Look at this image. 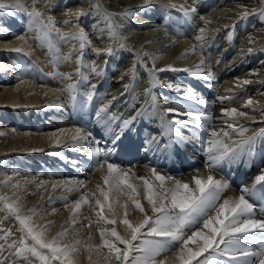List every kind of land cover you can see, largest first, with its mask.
I'll return each instance as SVG.
<instances>
[{
    "label": "bare ground",
    "instance_id": "6f19581e",
    "mask_svg": "<svg viewBox=\"0 0 264 264\" xmlns=\"http://www.w3.org/2000/svg\"><path fill=\"white\" fill-rule=\"evenodd\" d=\"M141 1L142 2L139 3L140 5H137L138 10H140L138 12L139 14H136L134 18L140 26H143L142 15L145 13H153L154 10L151 7L152 5H147L142 8L141 6L144 4V0ZM209 1L212 0H208L207 2ZM219 1L221 0H213L211 2V5L215 7V5L218 4ZM23 2L26 4V6L29 7V10H31L34 0H23ZM55 2L57 1L35 0V8L37 11H40L44 17L52 15L55 18L57 26L60 28L62 33H67L69 35L75 34L77 31V21L75 17L69 15V13H75L78 10L84 12V6H71L70 8L65 10V6H61L63 5L62 3L58 2V4H55ZM171 2L175 3L176 5L185 3L183 0H171ZM94 3L95 0H89L85 2L86 5H93ZM204 3H206L204 2V0L196 2L197 12L199 13L196 14L194 20L199 18L200 16L204 17V15L206 14H202V11L200 10L201 4ZM47 4H49L50 7H47ZM152 4H155L154 6L156 10L158 7L163 9L164 14H162H167V20H170L175 28V35H178L181 38V41H184L186 36L184 30L187 29L190 22L182 15L180 11L168 7L169 0H153ZM239 6L240 5H237L236 8L240 10ZM247 10L249 11V9ZM13 11L15 14L12 16L5 14L3 11H0V196H7L10 199H15V193L16 195L21 197V212L28 213L30 210H35L37 212V215L34 217L36 225L40 228H44L43 225L47 227V230L45 229L46 239L51 240L52 238L56 237L58 233L67 229V234L61 239V244H72L76 240H80L81 244L84 243V248L81 249L82 254H79V252H76L74 254L77 260V264H106L103 255H98L96 251L89 252L86 246L91 245L94 248L96 245L101 243L100 233L98 231L97 225L98 218L96 216V211H99V208L95 205V201L97 199L103 200V197L100 195L101 188H103L105 191L108 190V186L104 183V176L107 175V167L104 169L102 168L101 170L96 169L94 173L89 172L87 174L82 172L83 169H80L78 159H80V156L87 154V151H90V149H85L84 145L77 144V150H73L70 145L72 144L71 137L74 134L75 129L68 126V124H70L71 122H64L65 117L63 116V114L61 115L59 111H62V109H60V104L63 103L61 99L69 98L68 92L64 91L69 83H75L77 85L76 104H79L82 108L84 107L83 94L87 89L88 91L91 90V85H96L94 91L96 92V96H100L103 94L104 89L106 90L105 87L116 86L121 80V76H123V79L127 78L129 80L130 76L133 74V65L130 68L121 71L119 68L120 66L116 67V65H114L113 63H105L104 59L106 57L110 56L109 59L111 60V62L112 57L111 55H106L104 53L106 52L107 48L111 47V44H115V42L118 41L109 39L107 31H105L104 34L101 35V33L97 29H93V32L95 33L92 37L97 39L91 42V47H86L83 56V63L80 65L76 63L77 59L80 57V52L78 51L79 42L77 40H70L68 42H65L53 35L54 50L53 52H49L47 43H44L42 45L40 41L32 38L35 35L34 32L27 31L26 14L15 10ZM199 14L201 15L199 16ZM238 15L236 14V16ZM85 17H81L79 20V26L82 28L86 23ZM56 18H61V20H57ZM66 20H71V23L65 24L64 21ZM233 21L234 20L231 19V24L226 27L228 30L232 29V31H228L229 33H227L226 30L221 32V36L225 35L226 44L230 47H228L229 49L227 48L223 53H221L222 57L220 56L221 60H219L218 62L215 63L218 56H213L212 54L208 56L199 55L195 52H191V50H183V52L179 54L177 53V57L174 58V60H176L177 62L181 61L183 63V65L181 66L183 67L182 69L189 68L192 71H195V66L200 63L201 59H204L206 62V67H210L215 77L217 78L215 81H204L188 73L193 79H198L189 81V76L186 75L185 77V72L180 71L175 72V74H179V77L181 78V80H177L180 85L190 86L191 83L195 81L193 83L194 85L201 87L202 91L214 96L211 103L212 107H215L219 110H221L222 108H236L239 111H244L248 112L250 115H255L257 117L256 122L245 119L243 117H236L239 124L245 125L249 128V132L246 135L251 136L254 133L259 132L260 129L264 128V118L261 117V111H264V72L262 70L264 67H255L256 65L254 63V66L252 67H255V71L257 72V74L253 75L250 79L253 82L247 85L248 87H251L249 89H246L245 85L240 83V81L244 80V75L242 76V78L241 76H239V69H235L233 73L232 70L235 67L227 71L229 68V63L231 64L234 61L236 62V57L240 54L239 52V54L235 52V46H233V43H231V33H233V35L237 34V30L240 28L241 21H239L240 23L237 22L238 24L236 23L234 27ZM171 23H169V25H171ZM96 24L97 23H95V25ZM99 27L104 28L105 25L101 26L100 23ZM144 27H147V31H149V25H146ZM257 27L258 25H256L255 33L256 31L259 32H257L259 38L257 34L256 36L263 45L261 56L259 58H262L263 60L264 33L261 34V30L257 29ZM262 28L263 27H261V29ZM21 35H25L27 43H25L24 40L18 39V37ZM171 45H173V42L171 41H167L166 43H164L165 50L161 53L160 58H165V56L163 55L167 54ZM16 47H22L24 52H31L32 54L30 56H25L22 53L11 51V49ZM55 49H59V52L56 53ZM97 50H100V55H97ZM185 53L188 54L185 56ZM57 55L60 57V59L58 63L53 64L52 61L56 59ZM66 56L70 57V60L66 61L64 59V57ZM146 60H148V62H151L150 59L147 58V56ZM13 61L18 63L20 67H14ZM93 62H95V66L97 68L96 72L92 71ZM33 64L35 65V68L32 67ZM165 66L166 65H164V61H162L158 67L166 68ZM77 68H79L82 75L76 74ZM137 68L138 67L136 66L134 72H137L139 76L141 74V71L139 68ZM113 71L115 72L113 74L114 78L110 79L108 76L112 75ZM221 71L224 72L223 75L219 77V75H221ZM54 72L71 74L72 79L69 81L62 76L47 75L48 73ZM250 72L251 70L248 71L249 74H251ZM165 73H167V71H165ZM73 76H77V80H74ZM89 77L91 78L88 79ZM100 77H102L101 80H99ZM21 80L23 82H21ZM155 90L161 89H159V87L157 86ZM105 92H107V90ZM122 93H120L116 100L111 104V111L108 112V115H115L120 117L121 119H125V116L128 112L126 109H123L124 103L119 106V103L125 98V93L123 95ZM172 94H167V96L164 92L161 93L163 101L167 106L170 107L174 106L172 102L174 100V94ZM218 97H228L229 99L221 103V101L217 99ZM249 98L253 99L254 101H259V103L244 107ZM176 100L179 105V109L189 111L194 115H199V104L187 102L184 98L180 100L177 97ZM55 101H58V103H55ZM117 107V111L112 114V111ZM253 108H255L256 111H253ZM119 112L121 113L120 115H118ZM137 112L139 113L137 114V116H135V119L138 118L139 121H134L135 124L137 123L143 126V128H141V131L146 141L149 140L151 136L155 141L158 140L159 137L166 135L168 131H166V129L162 127V124L164 123L162 121L163 112L155 110L153 106L147 107L143 109V111L138 110ZM208 114H210L212 117L210 123L216 126L214 130L220 131L221 129H224L227 131H231L227 128V125L225 123L226 120H230L229 117L222 116V114L217 115L215 112H210ZM201 116L203 115L201 114ZM45 118L50 120L49 123H51L52 121L55 122L56 125L59 126V129L53 130V127H51L48 122L42 121ZM116 123H119V121H117ZM137 124L133 125L130 130L125 132L126 136L132 135V138H135V129L136 127H138ZM112 126L116 127L115 124H113ZM155 127L160 130L158 134H152V132L149 131ZM83 130L85 132L91 131L89 129V126L87 129ZM187 130L193 138L200 142H203V140L208 135L206 134L204 136L201 133L200 128L188 127ZM9 131H14V133H11ZM18 133L20 135H18ZM93 135L98 139L104 138L110 140V137L105 129H103L102 137H100V135ZM44 137L46 139H44ZM57 138H59V143L56 142ZM232 139L239 140L240 137L234 135ZM100 146L104 147L103 140ZM159 148H161V144H159ZM251 148L263 149L264 137H257ZM53 153H56V155H53ZM147 155L150 154L147 152ZM61 156H63L64 159H61ZM28 159L33 160L32 165L28 163ZM20 161H22V163H20ZM68 161L70 162L69 164H71L72 167L68 166L64 168L63 163H68ZM87 164H89V161L86 159L84 160L82 165L86 168L88 166ZM87 168L88 171L91 170V167ZM152 168L154 167L146 166L142 168L138 165H134L133 169H125L128 171L129 183L133 184L137 189L135 194L136 199L140 200L142 206L149 215H151V210H148L150 206L145 199V189L143 186V182L139 180L138 177H146L149 182L152 183L154 187H156L159 184V181H156L155 177H153L151 171ZM155 169L161 175L169 176L162 170L157 168ZM74 171H79L78 175H75ZM193 172L196 176L199 175L206 178L208 174H212L216 177V179L223 180V178L218 176L217 174L213 172L209 173V170H207L206 168L196 167L193 169ZM173 178L174 180H181V178L178 177ZM190 178L192 177H188L187 179L190 180L188 184L192 187H195L193 180L191 181ZM6 180L9 181L7 185L3 183ZM61 181L66 182L67 187L64 184H60L59 182ZM77 181L82 182L78 187L76 186ZM185 181L186 180H184V182ZM191 182L192 184H190ZM38 183H40L41 185L38 186ZM171 183V181H166L165 188L170 187ZM13 184H19V189H14L12 187ZM53 184H57L58 186L53 188ZM239 195H241V188L234 190L228 187L221 194V202L223 201V199L230 197L234 198L238 197ZM82 197H85L91 202V204L95 208V211H91L89 209V205L83 202L81 203L79 209L73 211L75 201L81 200ZM107 203H113V206L120 215L118 217L116 225H104V227H107L109 229L112 227H116L118 233L122 236L125 235V228L122 223L120 225L118 224L120 223L119 221L123 219L125 211L123 205L125 203H127L128 205L127 218L130 221L135 223L143 219V215H139L141 213L135 208L132 202L128 199V196L123 192L110 193L109 201L105 202L106 206L104 215L111 219L112 217L107 211ZM73 218L76 221L75 224H73L72 222ZM0 230H3L0 231V243H3L2 237L4 235V231L10 230L13 233L11 239H15L19 245V238L21 236V233L19 231L18 221L15 220L13 214L9 213L7 209L4 208L2 202H0ZM90 236L91 239H89ZM111 239L114 240L115 238L113 237ZM28 243L32 244L34 242L29 239ZM251 246L255 248V245ZM118 247L122 248L123 245H118ZM41 251L47 253V250ZM107 252V248L100 249V253L106 254ZM4 255L9 256V258L11 259L10 253L6 252L4 253ZM89 255H91V261L89 260ZM112 263L113 260L111 261V264ZM15 264H29V262H25L22 257H16ZM30 264H42V262L38 257H31ZM50 264H62V261H50ZM193 264H196V262L193 261Z\"/></svg>",
    "mask_w": 264,
    "mask_h": 264
},
{
    "label": "snow or ice",
    "instance_id": "6c2138e0",
    "mask_svg": "<svg viewBox=\"0 0 264 264\" xmlns=\"http://www.w3.org/2000/svg\"><path fill=\"white\" fill-rule=\"evenodd\" d=\"M153 0H144L142 8L151 5ZM264 3V0H262ZM171 9H176L191 22L197 14L195 3L189 5L187 3L176 5L169 0ZM244 10L240 14V19H245L249 15H258L261 20H264V7H261L257 12L252 9L251 12L246 7L241 6ZM25 13L27 16V31L34 32L33 39L40 41L43 45L47 43L49 52H53V35L60 40L68 42L70 40H77L79 42L80 57L76 63L78 65L83 63V56L86 47H91V40L86 35L84 29L79 26L81 17L92 14L93 12L100 17L96 25H93L101 35L107 31L109 39L119 41L121 49L127 48L126 37L121 34L123 24L115 22V17L121 16L128 18L135 15L134 12L125 11L124 13H114L104 9L100 0L92 5L91 12H83L81 10L75 13H69L75 17L77 21V31L73 35L62 33L57 26L56 20L52 15L44 17L40 11L35 8V0L31 10L23 0H0V11L12 16L14 11ZM200 19L205 22V27L199 29V34L195 40L200 44V51L203 55V41L207 38L206 27L210 21L205 20L203 16ZM104 23L105 27L100 28L99 24ZM65 24L71 23V20L64 21ZM18 39L24 40L27 43L25 35H21ZM252 43L253 41H249ZM130 50V49H129ZM16 53H22L25 56H30L31 52H24L22 47L11 49ZM192 51H197V45H193ZM249 53L252 49H248ZM58 53L59 49H55ZM100 50H97V55H100ZM106 55H112L113 49L107 48ZM188 53H185V56ZM145 56L151 54L145 52ZM184 58V57H181ZM60 57L57 55L56 59L52 61L53 64L58 63ZM64 59L70 60L66 56ZM159 57L152 58V67L149 68L146 63L138 57L137 63H141L142 67L147 71L149 77V88L145 89V95L151 97L153 106L157 105V96L153 89L159 86H166L169 90L180 94L186 100H195L199 104H206L207 101L198 97L195 89L189 85H180L168 82L166 85L159 80L157 73L165 71L186 72L192 76L202 79L204 81H215L216 77L210 67H206V62L201 59L197 64L196 70L192 71L189 68L179 69L168 65L166 68H157L155 61ZM13 66L19 68L20 65L13 61ZM35 68V65H32ZM136 64H133V72ZM92 71L96 72L97 68L93 62ZM206 73V74H205ZM77 75H82L79 68H77ZM49 76H62L67 80L72 79L71 74H62L59 72L48 73ZM123 79V76H121ZM21 82H23L21 80ZM253 81L244 79L240 81L243 85L251 84ZM211 86V85H208ZM91 90L83 94V106L88 107L94 100L96 92L94 91L96 85L90 86ZM130 85H124L125 93L129 90ZM77 85L69 83L64 89L69 94V101L73 107L76 105ZM124 93H122L123 95ZM223 103L228 100V97H218ZM116 97L101 105L94 113L97 123L104 124L109 139L97 138L91 131L85 132L81 127H76L72 135L73 150H77L76 145L82 144L87 151V156L90 160L96 161L97 167L107 165V175L104 176V183L108 186V190L100 189V195L103 200L97 199L95 205L99 208L96 211L98 231L100 233L101 243L94 248L91 245L86 246L89 252L96 251L98 255H103L106 264H111L114 259L116 264H264V218L257 219V202L253 197L257 196V185L259 188V197L264 200V169L261 174L255 177L254 184L251 188L244 187L241 189V195L234 198H226L221 202V194L229 187V184L212 174L205 177L194 176L193 182L195 187L190 186L181 180H174L172 176H164L152 168V175L159 184L154 187L146 177L140 176L139 180L143 182L145 189V199L150 206L152 215H149L142 206L139 199H136V187L129 183L128 171L121 168L120 165L111 162V156L118 150L119 143L124 135L125 130L135 120L121 119L115 115H108L109 108ZM259 101H254L249 98L244 107L257 104ZM253 111H256L253 108ZM222 116H227L230 120H226L227 128L231 131L221 129L220 131L210 130L209 125L212 117L210 114L194 115L193 113L181 110L178 108H165L162 114V121L165 129L168 132H174L179 136V127H195L204 129L208 134V139L204 141L207 147L204 149L207 153V160L205 167L209 173L215 171L221 164L225 162L234 161L245 149L250 150L257 137H264V128L251 136L246 135L249 128L245 125L239 124L236 117H243L245 119L256 122L257 117L250 115L248 112L239 111L236 108H222ZM171 116V119L167 117ZM261 117L264 118V111H261ZM186 118V119H185ZM119 121V123H116ZM116 123L114 128L112 125ZM240 137L239 140H233V136ZM154 139V138H153ZM182 139V138H181ZM103 140L104 147H101ZM59 143V138H57ZM111 146H108V145ZM69 146V145H66ZM56 155V153H53ZM61 159H64L61 156ZM75 163V162H74ZM166 181H171V186L165 188ZM5 185L9 181L3 182ZM67 187L66 182H59ZM82 182L77 181L78 187ZM53 184L52 187H57ZM14 189H19V184H13ZM99 187V186H98ZM130 190V191H126ZM123 192L128 196L135 208L143 214V219L138 222L130 221L128 217L125 203L124 216L119 222L125 228V235H120L116 227L107 228L104 225H116L119 217V212L116 211L113 203H107V211L111 215V219L104 215L105 202L109 201L110 193ZM15 199H10L7 196H0V202L3 203L4 208L14 215L15 220L18 221L19 231L21 236L19 238V245L15 239H11L13 233L8 230L4 231L2 237L3 243H0V264H15L16 257H22L25 262H29L31 257H38L42 264H50L51 262L62 261V264H77L75 253L78 252V245L80 240H76L72 244H61V239L67 234V229L58 233V235L51 240L46 239V226L40 228L36 225L34 217L37 215L35 210H30L28 213H23L20 210L21 197L14 193ZM87 203L91 211L95 208L89 200L82 197L81 200L75 201L73 211L80 208L81 203ZM259 213L264 215V207H259ZM73 224L76 223L73 218ZM51 223V222H49ZM202 225V226H201ZM90 226V225H89ZM3 231V230H0ZM190 233V234H189ZM115 238L112 240L111 238ZM31 240L32 244L28 243ZM91 239V236L89 237ZM123 245V247H118ZM251 245H255L253 248ZM107 248L106 254L100 253V249ZM41 250H47V253ZM10 253L5 256L4 253ZM170 254V255H169ZM91 261V255H89Z\"/></svg>",
    "mask_w": 264,
    "mask_h": 264
},
{
    "label": "rangeland",
    "instance_id": "374dc122",
    "mask_svg": "<svg viewBox=\"0 0 264 264\" xmlns=\"http://www.w3.org/2000/svg\"><path fill=\"white\" fill-rule=\"evenodd\" d=\"M55 1H57V2H55V4H58V1H60V0H55ZM87 1H89V0H86V1L85 0H69V1L63 0V2H62L63 5H61V4L60 5L62 7L65 6V10L70 8L71 6L72 7H81V6L83 7L84 6V12L88 13V12H91L92 5H86L85 2H87ZM183 1L189 5H192L193 3H195V6H196V2L200 1V0H183ZM207 1L208 0H204V2H206L207 4L206 3L201 4V7H200L202 14L206 13L205 14L206 17L204 15L205 20L211 22L206 27L207 38L203 41V45H202L203 55L208 56V55L212 54L213 56H218L217 57V60H218L220 58V53L218 50L220 49V47L224 46L222 44H224V37H225V36L221 37V33H218V31L222 30V32H223L224 31L223 29L225 27H228L231 24V22H230L231 19L234 20L233 21L234 22L233 27L236 25L237 22L241 21L240 28L237 30L238 32L236 34V41H237L236 52L240 53V54L238 53L239 55L237 56V58H238L237 62L239 63V66H240L239 67V73L240 74L239 73L238 74H239V76H241V78L244 75V77H243L244 79L252 78V76L247 74V73L250 70L253 71V69L248 68V70H247V68H245V66L247 67L248 65H250L249 62L252 61L256 65L258 64L259 66L264 67V58H263V60L261 58H259L261 56V51L263 49V45L261 44L260 40L258 39L259 38V35L257 34L258 31H256V33H255L256 25H258V27H259V28L257 27V29L261 30L260 33L261 34L264 33V29H263L264 28V20H261V18L258 15H254V16L249 15L247 18L239 20L240 15H238V14H241V12L244 10V8H242L241 6H244L247 9H249L250 12L252 9H256L258 12L261 7H264V3H262V0H221V1H219L220 3L218 2L219 6H218V4H216L214 7L213 5H211L212 4L211 2L213 0L209 1V2H207ZM141 2H142L141 0H100V3L102 4L103 8L107 9L110 12L124 13L125 11H130V12H134L135 15H136V12L140 11V10H138L137 5H140L139 3H141ZM95 3H96V0H95ZM151 5H152L151 7L154 10L153 13H150V14L146 13V15H142L143 20L146 23H148V25H149V31H146V32H144V30L141 31V29L139 27L140 25L136 22V19L134 18L135 15H132L126 19L121 17V16H117L114 18L116 23H119V21L128 22L129 26H131L133 28V30H131V28H129V27L123 26L121 34L124 37H126V40L124 42L126 43L127 48L121 49L119 47V41L115 42V44L114 43L111 44V48L113 49V54L111 55L112 62L109 59L110 56L106 57L104 59V61L106 63H113L114 65H116V67L120 66L119 68L121 71H124V70L130 68L134 63L136 64V66L141 71V74L139 76H138L137 72L136 73L133 72V74L130 76L129 80L127 78L126 79L124 78V79H121L116 86L105 87L107 92H105V96L103 99H104V101H106V100L109 101V100H112L113 96L118 97L117 94L120 91L121 92L125 91L124 85H126V84L130 85L129 90L126 93L127 96L124 99V101H122V102H125L124 107L127 108L128 111L141 108L144 103L146 106L151 105V103H153L151 101V99H149L150 97L145 95V89L150 87L149 77H148V73H146L147 71L142 67L141 63H137L138 57L142 60V62L146 61L145 63L148 65L149 68L152 67V62H153L152 58L153 57H159V59H157L155 61L157 68H159L158 66L160 65V63L162 61H164V65H166L165 67H167L168 65H173V67L175 66V68L182 69L183 67H181V66L183 65V63L181 61L177 62L176 60H174V58L177 57V55L179 53L183 52V50L184 51L191 50V52H193L192 51L193 45H197V51H195V53L202 55L201 51L199 50L201 46L195 40V37L199 34V29L201 27H205V22L203 20H201L200 17L195 19V20L193 18V20L190 22L191 24L189 23L187 29L184 28L185 29L184 31L189 33V36H187V34L185 33L186 34V36H185L186 42H185V40L181 41V38L178 35H175L176 34L175 28H174L173 24L171 23V21L167 20L168 19L167 14L163 15L164 11L160 12L158 10V8H157V10H158L157 11L155 9V6H154L155 4L154 5L151 4ZM237 5H240L239 6L240 10L236 8ZM47 7H50L49 4H47ZM198 13L199 12H197V14ZM236 14L239 17L236 16ZM200 15L201 14H199V16ZM159 16H161L163 18H161ZM59 19L61 20V18H59ZM98 20H100V17L97 16L94 12L85 17L86 23L83 26V29L86 31V35L89 37L91 42H93L94 40L97 39V38H92V37L94 36L93 34L95 33V32H93V29L95 30L93 25H95V23H97ZM143 20H142V22H143ZM169 23H171V25H169ZM101 26H104V23L101 22ZM237 26H239V25H237ZM261 27H263V28L261 29ZM129 30L134 32L133 35L128 33ZM230 31H232V29H229V32ZM90 34H92V35H90ZM256 34H257L258 38H257ZM214 37H216V38H214ZM219 37H221V38L217 39ZM253 37L255 40L253 39ZM250 40L253 42L250 43L249 42ZM167 41L173 42V45H171L169 47V51L167 52V54L163 55V56H165V58L163 59L162 57L160 58V55L165 50L164 43H166ZM220 41H222V43H220ZM249 48L252 49L251 53H249V51H248ZM145 52L151 54V55L147 56V58H149L151 62H148V60H146V56L144 55ZM223 52H221V53H223ZM241 62H242V64H241ZM234 66H236V64ZM233 68H234L233 66L229 67L228 71L230 69H233ZM262 70L264 72V68ZM170 72H171V74H170ZM232 72H234V70H232ZM244 72H247V73H244ZM114 73L115 72L113 71L112 75H109L108 77L114 78V75H113ZM157 75L159 77V80L163 81L165 83V85L168 82L179 84V82L177 81L178 75L175 74V72H173V71H167V73L160 72V73H157ZM90 78L91 77H89L88 79H90ZM101 78L102 77H100L99 80H101ZM73 79L76 80L77 76H73ZM105 79H106V77H105ZM193 80H198V79H193ZM193 82H195V81H193ZM190 86H192L197 92L198 91L201 92V93H197L198 97L200 96L199 98L207 101L206 104H201L202 106L199 108V111H198L199 114L200 113L206 114L209 112H211V113L215 112L217 115L222 114L221 110H219L215 107L210 108V103L212 101L211 95L209 97H207V96L205 97V95L203 94L204 92L197 89L196 86H194V85H190ZM158 87L161 90H156V93H155V95L157 96L156 108L159 111L160 110L164 111L165 108L170 107V106H167L166 103L163 101V98L161 96L162 92H164L166 95L170 94V93L174 94V95L172 94L174 97V100L172 102H175V103L173 104L174 106L172 108H176L177 107L176 104H178L177 100H176L177 97L178 98H183V97L180 96V94L169 90L166 86H159L158 85ZM258 100H260V99H258ZM62 101H63V103L60 104V108L61 107L64 108L67 105V103L70 102L68 100V98H65V99L63 98ZM191 101L196 102L195 100H191ZM55 103H58V101H55ZM197 104H199V103H197ZM205 106H207V108ZM187 128L188 127H186V129ZM209 128H210V130H214L216 128V126L214 124L210 123ZM9 132L14 133V131H9ZM182 133L185 134V127H183ZM18 135H20V134H18ZM15 136H17V135H15ZM16 139H17V137H16ZM20 162H22V161H20ZM31 163H32V160H31ZM187 179L185 182L189 183L190 180H187ZM190 179H191V181L193 180L192 178H190ZM190 184H192V182ZM149 209L150 208H148V210ZM139 215H143V214L141 213ZM151 215H152V213H151ZM120 224L121 223H119L118 225H120ZM43 226L45 228V225H43ZM46 230H47V227H46ZM77 247H78L79 254H82L81 249L84 248V243H82L81 245H78ZM112 264H116V261L114 259H113Z\"/></svg>",
    "mask_w": 264,
    "mask_h": 264
}]
</instances>
